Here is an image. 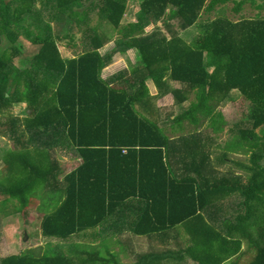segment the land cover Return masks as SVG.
Listing matches in <instances>:
<instances>
[{
	"label": "trees",
	"instance_id": "obj_1",
	"mask_svg": "<svg viewBox=\"0 0 264 264\" xmlns=\"http://www.w3.org/2000/svg\"><path fill=\"white\" fill-rule=\"evenodd\" d=\"M225 1L142 0L136 21L122 24L126 0H41L43 13L37 0H0V132L18 145L3 154V202L16 201L25 210L32 198L39 199L42 237L66 241L75 235L87 239L89 230L137 196L148 205L143 215L154 226L133 234L175 229L182 235L175 236L179 251L168 248L170 242H149L152 251L136 253L130 264H163L175 256L196 264H241L249 252V264H264V107L245 95L257 89L264 104V15L201 19ZM243 3H236L237 12ZM170 6L174 13L168 16ZM255 8L264 10V0ZM49 11L51 21L43 16ZM91 18L97 23L91 24ZM171 19L182 30L195 27L198 35L188 43ZM51 22L83 28L81 54L62 56V37ZM105 23L108 29H103ZM159 23L163 26L145 32ZM21 35L33 45L31 55L16 46ZM111 38L114 52L134 49L141 59L125 87L102 79L105 61L99 50ZM118 77L120 73L113 80ZM149 79L162 91L168 80L180 83L173 90L175 104L189 101L188 109L175 117L173 133L183 132L185 121L199 127L205 120L207 133L195 128L167 135L152 106ZM232 91L251 103L248 122L243 121L249 126L225 142L216 160L248 154L247 161L233 160L245 170L239 174L219 172L211 155L215 138L210 134L222 130L223 123L217 109ZM16 104L27 105V116L6 118ZM60 146L82 159L65 175L56 157ZM116 172L123 177L119 185L112 184ZM157 187L161 190H145ZM222 204L229 207L226 215L219 212ZM182 238L189 243L178 242ZM92 245L75 244L67 253L45 255L27 250L0 258V264H122L108 250L103 255L88 251L84 257Z\"/></svg>",
	"mask_w": 264,
	"mask_h": 264
},
{
	"label": "rangeland",
	"instance_id": "obj_2",
	"mask_svg": "<svg viewBox=\"0 0 264 264\" xmlns=\"http://www.w3.org/2000/svg\"><path fill=\"white\" fill-rule=\"evenodd\" d=\"M240 0H227L225 2H220L216 6V10L210 12V13H202V20L211 19L214 20L219 15L223 16L225 18H228L232 21H238L241 19H248V18H254L257 13H261L264 15V10L258 11L255 6L256 4L260 3L261 0H244L242 10L240 12L236 11V3ZM140 2L141 0H126V13L124 17L121 20V23L128 24V22L133 20V16L136 17L134 13L137 14L138 8H140ZM37 6L38 9L41 10L42 3L41 0H37ZM41 12H45V10H41ZM52 12L49 11L43 14L49 21L51 19L49 18V15ZM168 16L172 15L174 13L173 6H170V9L167 11ZM136 21V20H135ZM134 21V22H135ZM91 24H96L97 20L96 18L90 19ZM51 24L55 27V33L60 35L62 38L58 41L60 51L64 56L70 57L76 53H79L81 51V47L78 50H72L73 53L70 52V48L72 45L81 44L83 48V39H82V32L83 28H80L78 24H72L67 25L65 23H56L51 22ZM170 24L173 26V28L178 31L181 34V37L187 41L190 42L191 39H193L195 36L198 35V30L195 27H191L188 30H182L179 24V21L177 19H171ZM158 25V27L163 26V23L159 24H151L146 29V33L152 32ZM103 29H108L109 26L107 23L104 24ZM110 44L114 45V39L111 38V40L108 42ZM16 46L20 48L25 55H31L33 53V45L31 42L25 38L23 35L18 37V40L16 42ZM23 47V49H22ZM83 51V49H82ZM116 53V52H115ZM114 63L113 67V73L119 71L122 72V74L127 75L129 71L131 70L132 66L125 64L123 66V60L122 58L118 59ZM15 64L21 65L19 59L15 60ZM118 72V73H119ZM116 73L115 75H118ZM114 76V75H113ZM113 76L111 78V83L114 82ZM172 86L174 88H179L181 85L178 82L172 83ZM150 92L158 93L160 91L159 88L154 87V85L149 84ZM246 97L248 96L250 101H255V104L259 107H264V104L262 101L258 98V91L257 89L250 90L247 94H245ZM193 95H190V100H193ZM250 101L245 100L244 97L240 95L239 91H232L229 94V97L224 101V103H221L218 106L217 112L221 114L222 117V130H219L215 133L210 134L212 137L215 138V142L211 146V155L212 160L215 168L219 172H224L228 170H233V172L242 173L244 172V169L241 167H238V165L233 162V160H248V154H239V153H231L229 157L225 161L218 162L216 160L217 155H219L223 150L222 147L224 146L225 142L229 139H232V136L238 133L239 129L249 126L248 122V114L250 112L251 103ZM160 106H162L161 110L158 112L157 116H160L158 123L162 124L163 122L167 123L169 125V129L173 132L176 125L174 122L175 117H177L179 114L183 113L185 110L189 107V101L184 105V107H179L175 104L174 98L168 97L161 101ZM28 109L26 104H16L13 105L12 109L5 115V117H16L23 119L27 116ZM0 119H3L0 117ZM244 120H247V122L243 123ZM170 125H172V128H170ZM209 122L202 121L199 127H194L189 124V122L185 121L183 124V132L180 133H171L172 135H181V134H187L190 131H194L195 128H197L199 131H204L203 134L205 135L207 133V129L209 126ZM179 129V128H176ZM209 132V131H208ZM257 132L262 133L260 129L257 130ZM170 134V135H171ZM18 147L15 141L13 139L9 138L7 135H2L0 132V177L1 175H4L6 171V165L3 160V154L6 149L8 148H15ZM59 148L57 151V158L59 159V162L63 168V170H67L71 168V165H75V163H78V158L76 159V156L73 155V153L69 150V147H62ZM62 176V174L60 175ZM37 198H32L30 201V204L25 210L19 209V204L16 201H10L4 203V196L0 195V258L8 257L11 255H19L27 250H32V252L36 255H45L47 253L52 254L51 251H65L68 252V248H71L75 244H77L76 241H79L78 239H69L66 241H61L59 239H47L45 237H42L41 231H40V221L43 215V211L40 207H38V201ZM229 207L226 204L220 205V214L226 215ZM182 237V236H181ZM180 239V238H179ZM183 239V238H182ZM183 245L188 244L189 242H186L185 239L183 241H178ZM80 244L87 245V244H93L95 246H92L91 248H88L87 251L83 252V256L87 257L88 251L91 253L92 250L99 251L100 254L103 255L106 250L113 251L116 254V257L118 261L122 264H130L133 263L135 259L136 253H144L146 251L151 252L150 250V243L146 241H133V243H125V242H119V243H107L106 242V249L104 247H101L105 242H99L98 239H85L82 240ZM131 244V248L127 247ZM101 245V246H100ZM182 245V246H183ZM121 247V248H120ZM245 247V246H244ZM83 248V247H82ZM168 248H171L172 251H179L180 246L177 241L170 242V245ZM165 247H161V250H164ZM71 250H73L71 248ZM160 251V250H159ZM176 258L166 260L163 264H196L189 258H186L185 260H180L177 256ZM253 259L252 253H247L242 260L241 264H249V262ZM228 264V263H227Z\"/></svg>",
	"mask_w": 264,
	"mask_h": 264
},
{
	"label": "crops",
	"instance_id": "obj_3",
	"mask_svg": "<svg viewBox=\"0 0 264 264\" xmlns=\"http://www.w3.org/2000/svg\"><path fill=\"white\" fill-rule=\"evenodd\" d=\"M142 1V0H141ZM141 4V2H140ZM140 9V8H138ZM126 13V11H125ZM124 13V15H125ZM136 15V13H134ZM123 15V17H124ZM135 21V16H133V20L128 22V23H133ZM124 24V23H122ZM81 47V51L79 53H76L70 57L64 56L62 54V56L64 58H74L76 56H78L79 54L82 53V46L81 44H76V45H72L70 48V52L69 53H73L72 50H78ZM60 48V47H59ZM99 52L101 53L103 60L105 61V66L102 69V79H106V80H110V84L113 87H125L128 83H131L133 81V74L135 70H137L138 68H140L141 65V59L138 58L137 53L134 49H128L125 50L124 52H114V45L110 44V43H106L104 44V46L99 50ZM117 57H119L118 59L122 58L123 60V66H125V64H128L130 66H132L131 70L129 71V73L127 75L122 74V72H115L112 74L113 72V67H114V63L117 61ZM120 73V77H118L116 80H114L113 83H111V78L113 75V78L115 77L116 73ZM118 73V74H119ZM172 83H174V81L168 80V86L166 89L160 90L158 93H153L150 92V95L152 96V106L154 107V109H157L156 111L160 112L163 111L161 110L162 106H160L161 101L170 97H173V90L174 89H180L182 86H180L179 88H174L172 86ZM149 84L154 85V87L159 88L158 86H156L153 81H151L150 79L147 81V85L150 91V87ZM181 85V84H180ZM160 89V88H159ZM180 107V106H179ZM184 107V105L182 106ZM159 126L166 131L167 135H170L171 133H173L171 131V129H169V125L165 122H163L162 124H160V122L158 123ZM170 128H172V125H170ZM170 136H174V135H170ZM78 160V163L76 162L75 165H71L70 169L67 170H63V175L67 174L68 172H70L71 170H73L74 168H76L81 162L82 159L79 157H76V159ZM245 171V170H244ZM237 173V172H236ZM244 173V172H242ZM239 174V173H237ZM112 184L113 185H119V183H121L123 181V177L119 172H116L115 174H112ZM146 192L153 193L155 191H160L161 188L157 187V188H145ZM149 190V191H147ZM146 202H144L143 200H140L137 198H134L133 201L131 203H128L127 205H123L121 204L119 207H117V211L113 212L110 216H108L102 223L101 225L96 228L95 230H89L87 233V239H98L99 242H124V241H146V242H156V243H160V242H165V243H169V242H173L176 241L175 240V236L177 235H182V232H176L175 229H169L166 230L165 233H154V234H147V235H135L133 234V230L134 229H141V231H150L151 228L154 226L153 221H151L150 219H145L144 218V211L146 210ZM140 219L144 220V221H148L149 223L147 225H144V223H140ZM150 226V227H149ZM149 227V228H147ZM147 228V229H146ZM143 229V230H142ZM73 239H78L79 241H76L77 244H80V242L83 240V236L82 235H75L72 237ZM71 238V239H72ZM179 239V237L177 238V240ZM84 241V240H83ZM95 246V245H92ZM80 247H82V244H80ZM163 247V246H160ZM227 264V263H225Z\"/></svg>",
	"mask_w": 264,
	"mask_h": 264
}]
</instances>
